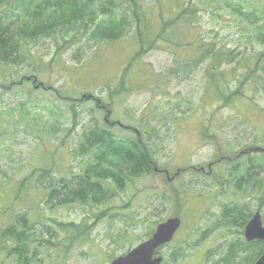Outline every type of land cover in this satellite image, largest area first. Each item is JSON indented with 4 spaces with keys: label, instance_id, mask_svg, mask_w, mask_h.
Wrapping results in <instances>:
<instances>
[{
    "label": "rangeland",
    "instance_id": "obj_1",
    "mask_svg": "<svg viewBox=\"0 0 264 264\" xmlns=\"http://www.w3.org/2000/svg\"><path fill=\"white\" fill-rule=\"evenodd\" d=\"M139 1L141 29L135 26L117 41L87 49L81 64L71 59L73 48L51 61L56 55L52 38L26 43L32 55L21 65L0 62V229L11 221L10 211L11 223L16 216L29 215L37 232L30 245L39 258L32 264H110L179 208L183 226L165 248L164 264H220L227 245L236 239L230 228L200 237L199 230L211 221L197 218L193 206H221L240 198L238 175L221 174L223 162L214 165L212 175L196 168L208 171L212 160L264 145V73L257 63L264 56V19L257 24L258 36L248 37L241 19L227 9L194 6L197 0ZM186 12L195 14L193 24L180 17ZM196 37L214 42L225 54L236 49L238 59L229 65L222 58L220 65L234 68L244 80L251 77L242 88L245 96L228 104L215 100L217 87L206 70L209 60L195 68L196 44H180ZM85 94H94L100 103ZM72 104L81 113L75 129L69 119ZM106 109L111 122L140 130V140L155 160L153 171L128 181L125 189L116 187L103 204L78 201L50 207L48 192L36 188V178L47 169L46 178L82 172L89 156L78 157L75 146L82 142L91 114L118 138L138 141L135 131L107 124ZM216 176L225 185L213 181ZM14 197L20 202L10 206ZM164 206L169 211L161 216ZM51 218L87 224V236L55 225L52 239L45 228L53 224ZM10 245L0 246V264H24L11 252L15 241ZM173 252L175 262L169 259Z\"/></svg>",
    "mask_w": 264,
    "mask_h": 264
},
{
    "label": "trees",
    "instance_id": "obj_2",
    "mask_svg": "<svg viewBox=\"0 0 264 264\" xmlns=\"http://www.w3.org/2000/svg\"><path fill=\"white\" fill-rule=\"evenodd\" d=\"M200 4L204 7L216 8L217 11L227 9L241 19L246 36L249 37L250 34L258 36L257 24L264 19L262 0H197L193 5L198 7ZM180 17H185L184 20H190L193 24L195 14L186 12ZM143 23L139 0H123V3L121 0H0V62L21 65L26 61L27 56L32 55L29 44L26 43L52 38L56 42V55L51 61H55L58 55H63L65 51L73 48L71 59L78 65L83 61L87 49L102 47L105 45L102 43L117 41L135 26L141 29ZM261 33L264 39V28ZM180 44H196L195 68L205 60H209L206 70L209 80L213 81L212 84L217 87V90H214L215 100L219 97L228 104L235 97L245 96L242 88L251 77L244 80V76L238 74L234 68L224 69L220 65L222 58L229 65L238 59V54L235 55L236 49H230L225 54L222 48L214 47L215 43L204 37L200 39L196 37L191 42ZM262 55L258 57L257 63H262L264 73V56ZM48 64L52 65L51 62ZM243 66H245L244 63ZM222 68L223 70L219 71ZM207 92H209L208 89ZM68 99L74 100L70 97ZM71 106L73 112L69 119L73 121L72 129H75L80 124L81 113L77 106L74 104ZM91 115L92 122L85 125L82 142L75 146L78 157L89 156L82 172L73 171L71 174L66 172L59 177L46 178L50 172L44 168L47 170L43 172L41 169L39 173L43 172V174L36 178V188L45 189L48 192L46 202L53 205L50 207L78 201L103 204L113 195L116 187L125 189L128 181L153 171L154 157L142 141L118 138L110 129L100 124L99 118ZM34 178V176L31 178V184ZM22 192L24 193L23 190ZM24 196L31 197L25 193ZM19 200V197H14L10 206L18 205ZM238 202L245 205L243 208L247 220L249 212L246 208L249 202L246 200ZM10 214L12 221L14 214L11 211ZM11 221L0 229V246L2 243L11 246L10 243L15 241L11 252L19 255L21 263L37 262L39 258L35 257L36 252L32 251L30 245L37 232L32 231L34 223H30L29 215L16 216L12 223ZM51 221L53 224H46L45 228L52 239L58 231L55 225H59L60 229L76 232L77 235L87 236V224L63 222L55 218H51ZM50 228L53 230L50 231ZM263 249L262 241L244 242L243 250L246 252L245 258L248 263H253Z\"/></svg>",
    "mask_w": 264,
    "mask_h": 264
},
{
    "label": "flooded vegetation",
    "instance_id": "obj_3",
    "mask_svg": "<svg viewBox=\"0 0 264 264\" xmlns=\"http://www.w3.org/2000/svg\"><path fill=\"white\" fill-rule=\"evenodd\" d=\"M251 146L245 147L243 150H246L245 153H239L235 156H230L229 154L222 156L219 159L212 160L209 162L208 168L209 170L206 171L205 167L196 168L195 166H191L193 168L199 169L201 172H205L207 175H212L214 169V165L217 166L218 163H223L220 165V173L227 174L229 176H237L236 180L238 182V187H236V192L239 193L240 198L233 199L228 202H224L221 206H193V210L198 212L197 218L206 217L211 222L205 228H202L200 231V237H205L208 233H213L214 235L217 231L225 228H230L236 237L235 240L231 241L224 252L223 257L221 258L220 264H249L246 260V252L243 250L244 242L252 243L254 241H262L264 239H253L248 240L246 237V226L253 218V216L260 210L262 216V223L264 226V184L261 187V175H264V156L260 157L256 155V152H250L249 148ZM264 147V146H263ZM259 154H264V151L257 152ZM263 170V171H262ZM213 181H216L218 185H225L224 180H220L218 176L213 178ZM217 185V186H218ZM253 193V194H252ZM256 194L257 201H252V196ZM246 200L249 202L246 211L249 212L247 216V220L244 215V208L245 206L242 202ZM170 206H164L161 209V216L166 214L169 211ZM241 209L243 211H241ZM250 209V211H249ZM179 218L181 220V224L179 228L175 231L172 240L167 243L160 245L156 249L155 256H159L164 258L162 264L167 261V255L165 252V248L173 244L178 233L181 231L183 222H184V214L182 210L178 212H174L172 215L158 221L156 224V228L159 224L166 222L172 218ZM197 220V219H196ZM191 222L194 224L196 222ZM180 230V231H179ZM212 236V235H209ZM202 241V240H201ZM133 248V247H132ZM264 252V249L262 253ZM170 253V252H169ZM209 252L206 253V255ZM260 254V256L262 255ZM205 255V256H206ZM172 257H175L174 252L171 254ZM259 256V257H260ZM259 257L251 264H254Z\"/></svg>",
    "mask_w": 264,
    "mask_h": 264
},
{
    "label": "water",
    "instance_id": "obj_4",
    "mask_svg": "<svg viewBox=\"0 0 264 264\" xmlns=\"http://www.w3.org/2000/svg\"><path fill=\"white\" fill-rule=\"evenodd\" d=\"M92 96V95H91ZM85 98H90L85 95ZM110 116L108 112L106 120ZM108 122H110L108 120ZM127 128H132L128 127ZM264 150L261 147H253L250 151L255 152ZM264 195V192H263ZM181 220L172 218L158 225L153 236L132 249L129 253L117 257L111 264H161L163 258L155 257V250L158 246L172 240L175 231L179 228ZM246 237L248 240L264 239V226L262 223V216L260 210L253 216L248 225L246 226ZM254 264H264V252Z\"/></svg>",
    "mask_w": 264,
    "mask_h": 264
}]
</instances>
